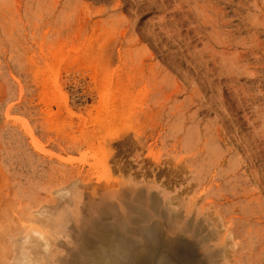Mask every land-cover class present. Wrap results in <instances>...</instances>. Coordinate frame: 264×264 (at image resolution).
Masks as SVG:
<instances>
[{
	"label": "rangeland",
	"instance_id": "1",
	"mask_svg": "<svg viewBox=\"0 0 264 264\" xmlns=\"http://www.w3.org/2000/svg\"><path fill=\"white\" fill-rule=\"evenodd\" d=\"M173 262L264 264V0H0V264Z\"/></svg>",
	"mask_w": 264,
	"mask_h": 264
},
{
	"label": "bare ground",
	"instance_id": "2",
	"mask_svg": "<svg viewBox=\"0 0 264 264\" xmlns=\"http://www.w3.org/2000/svg\"><path fill=\"white\" fill-rule=\"evenodd\" d=\"M34 231V230H33ZM40 232V231H39ZM100 251H102V250H100ZM100 253V252H99ZM103 253V252H102ZM179 255V254H178ZM182 255H185V253L183 252L182 253ZM101 256V255H100ZM191 258H193V256L192 255H187V257H186V259H191ZM140 260L142 259V258H139ZM171 259H173V258H171ZM174 260V259H173ZM153 261V260H152ZM144 263V262H143ZM153 263V262H152ZM173 264H174V262H173Z\"/></svg>",
	"mask_w": 264,
	"mask_h": 264
}]
</instances>
